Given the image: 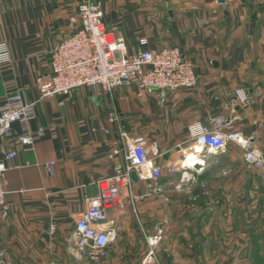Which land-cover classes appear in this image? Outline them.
Returning <instances> with one entry per match:
<instances>
[{"label":"crops","instance_id":"0c3cea01","mask_svg":"<svg viewBox=\"0 0 264 264\" xmlns=\"http://www.w3.org/2000/svg\"><path fill=\"white\" fill-rule=\"evenodd\" d=\"M99 1L129 53L179 47L195 63L198 85L164 101L136 86L110 93L84 86L41 99L39 78L51 72L52 49L79 27L80 0H0V42L12 54L0 66V107L17 91L37 101L27 126L14 123L0 140V158L18 151L7 172L10 214L0 217L5 264H94L70 238L98 182L127 163L124 133L157 143L163 176L152 188L133 181L108 207L102 227L122 229L98 264L264 261V169L248 165L246 150L230 140L225 149H203L199 167L172 169L180 145L191 149L188 126L199 121L264 154V0ZM238 88L251 95L247 106ZM26 131L35 136L31 152L19 140Z\"/></svg>","mask_w":264,"mask_h":264},{"label":"built area","instance_id":"2783aa9c","mask_svg":"<svg viewBox=\"0 0 264 264\" xmlns=\"http://www.w3.org/2000/svg\"><path fill=\"white\" fill-rule=\"evenodd\" d=\"M77 19L79 27L65 35L51 51V72L39 78L41 99L55 95H70L74 90L92 86L100 93H110L120 86H136L139 94L158 95L164 101L166 94L178 90H192L198 85L199 75L195 63L179 47L145 49L129 53L126 39L116 28L108 29L104 12L99 0H80ZM146 46L147 38L140 39ZM12 54L6 41L0 42V66L11 63ZM238 103L247 106L251 95L245 88L235 91ZM37 101L28 102L23 93L10 94L0 107V140L11 132L12 125L20 122L27 126L34 116ZM27 129V128H26ZM40 131H44L43 128ZM189 148L197 144L202 149H195L197 156L203 149L219 151L225 149L230 140L237 141L246 150L245 159L249 166L264 169V154L251 146L248 140L237 134H228L221 128L210 127L199 121L188 126ZM125 144L127 163L116 175L98 182L99 193L88 199L85 211L79 213L75 229L70 238L73 246L81 251L92 263L98 264L106 255L107 248L115 240L121 226L111 229L103 228L107 220V209L121 201L123 189H131V173L136 171L139 181H148L149 187L163 176V168L158 163L160 154L155 141L134 140L130 135H122ZM24 151H34L35 136L26 131L19 138ZM119 149L114 151L115 154ZM180 155L172 169L195 167L185 164V151L179 147ZM18 151H9L0 158V217L6 219L11 210L7 200V172L12 168V160ZM54 162L46 165L49 173L53 171ZM196 199V198H194ZM0 264H5L4 253H0ZM49 264H64L52 261Z\"/></svg>","mask_w":264,"mask_h":264},{"label":"bare ground","instance_id":"6f19581e","mask_svg":"<svg viewBox=\"0 0 264 264\" xmlns=\"http://www.w3.org/2000/svg\"><path fill=\"white\" fill-rule=\"evenodd\" d=\"M197 145H201V144H197ZM195 149H197V147H194V148H192L190 150H186V152H185V160H184L185 164L193 165V164H196L198 162V156H197V154L195 152Z\"/></svg>","mask_w":264,"mask_h":264},{"label":"rangeland","instance_id":"374dc122","mask_svg":"<svg viewBox=\"0 0 264 264\" xmlns=\"http://www.w3.org/2000/svg\"><path fill=\"white\" fill-rule=\"evenodd\" d=\"M251 250L253 251V253L255 252L254 246L251 247ZM251 261L252 262H250L249 264H264V261H261L260 259L258 260L252 259Z\"/></svg>","mask_w":264,"mask_h":264},{"label":"water","instance_id":"95a60500","mask_svg":"<svg viewBox=\"0 0 264 264\" xmlns=\"http://www.w3.org/2000/svg\"><path fill=\"white\" fill-rule=\"evenodd\" d=\"M199 166H200V165H196V167H199ZM131 176H132V180H133L134 182H138V181H139L138 174H137V172H136L135 170L132 171Z\"/></svg>","mask_w":264,"mask_h":264}]
</instances>
